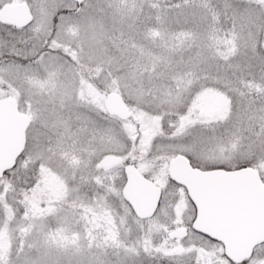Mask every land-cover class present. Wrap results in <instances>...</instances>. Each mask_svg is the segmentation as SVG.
Masks as SVG:
<instances>
[{
	"label": "snow or ice",
	"instance_id": "snow-or-ice-1",
	"mask_svg": "<svg viewBox=\"0 0 264 264\" xmlns=\"http://www.w3.org/2000/svg\"><path fill=\"white\" fill-rule=\"evenodd\" d=\"M0 264H264V0H0Z\"/></svg>",
	"mask_w": 264,
	"mask_h": 264
}]
</instances>
